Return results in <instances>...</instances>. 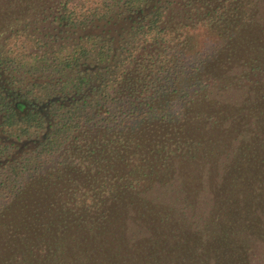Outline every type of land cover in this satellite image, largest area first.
Returning <instances> with one entry per match:
<instances>
[{
	"label": "trees",
	"instance_id": "obj_1",
	"mask_svg": "<svg viewBox=\"0 0 264 264\" xmlns=\"http://www.w3.org/2000/svg\"><path fill=\"white\" fill-rule=\"evenodd\" d=\"M0 132V264H117L136 196L193 264H264V0H0Z\"/></svg>",
	"mask_w": 264,
	"mask_h": 264
},
{
	"label": "rangeland",
	"instance_id": "obj_2",
	"mask_svg": "<svg viewBox=\"0 0 264 264\" xmlns=\"http://www.w3.org/2000/svg\"><path fill=\"white\" fill-rule=\"evenodd\" d=\"M217 60L205 70L210 75L216 73ZM37 140L34 137L33 140L17 141L20 148H14V152L35 147ZM0 141L11 143L14 140L7 139L0 132ZM41 193L38 183L29 184L25 192L9 204L7 213L29 214ZM154 206L136 196L126 207L117 210L100 241L101 254L117 264H193L190 240L187 237L176 238L171 232L164 231L159 222L157 207ZM51 234L62 239L69 248L77 250L88 245L87 236L78 229L56 227Z\"/></svg>",
	"mask_w": 264,
	"mask_h": 264
},
{
	"label": "water",
	"instance_id": "obj_3",
	"mask_svg": "<svg viewBox=\"0 0 264 264\" xmlns=\"http://www.w3.org/2000/svg\"><path fill=\"white\" fill-rule=\"evenodd\" d=\"M23 106H24V103L18 102V103H16L15 108L18 112L23 114L25 112L23 109Z\"/></svg>",
	"mask_w": 264,
	"mask_h": 264
}]
</instances>
